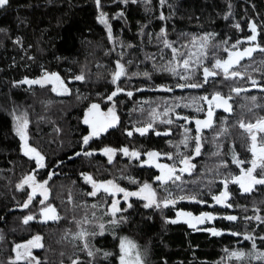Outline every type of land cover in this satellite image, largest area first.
<instances>
[{
  "label": "trees",
  "instance_id": "16d2710c",
  "mask_svg": "<svg viewBox=\"0 0 264 264\" xmlns=\"http://www.w3.org/2000/svg\"><path fill=\"white\" fill-rule=\"evenodd\" d=\"M102 13L106 23L101 22ZM252 23L257 40L248 43ZM162 29L166 36L160 35ZM165 39L178 50L175 59ZM237 41L243 43L234 49ZM255 44L264 47V0H100L99 7L96 0H9L0 8V264H12L16 245L37 235L43 246L33 250V257L40 264H115L118 241L125 238L136 245L144 264H264L258 258L264 253V185L244 193L231 182L241 168L251 166L253 158L249 135L240 122L264 118V53L257 50L230 68L241 76L226 79L216 69L219 74L203 83L204 67L211 68L216 59L226 60L229 52ZM189 53L192 63L186 71L181 62ZM118 62L125 74L113 84ZM170 67L189 79L166 70ZM49 73L63 80L68 93L56 94L46 83H23ZM188 83L203 86H177ZM117 87L123 91L109 100ZM233 88L241 91L237 94ZM216 93L230 97V112L215 107L216 102L209 105ZM93 104L104 111L113 109L118 119L113 129L83 149L90 145L114 149L115 160L110 163L100 154L81 152L72 158L75 145L79 149L86 136L83 121L90 120L87 109ZM210 107L211 126L196 133L191 122L206 120ZM19 119L27 121V144L44 156V168L22 151L14 131ZM149 122L153 127L147 133L136 131ZM198 134L201 150L196 155L194 137ZM123 137L129 152L145 157L147 152L159 153V161L174 167L179 179L156 182L153 176L158 168H138L133 161L122 166L117 159ZM234 156L248 163L238 166ZM184 157L194 167L181 172ZM52 167L55 173L46 169ZM27 175H35L37 182L47 181V197L59 219L24 223L27 216L37 217L39 206L35 198L23 207L28 201L27 185L23 189L17 185ZM85 175L96 182L113 181L126 191L148 183L158 203L165 198L175 203L146 208L140 199L131 197L121 203V211L108 214L104 207L110 197H86ZM225 180L229 181L225 203L232 207L213 199L225 190ZM177 212L210 213L215 218L193 228L187 222L190 217L184 215L171 223ZM229 215L237 219L223 218ZM256 216L261 220L246 219ZM211 229L222 234L214 236ZM82 231L87 233L83 238L79 236ZM233 251L245 256L230 258Z\"/></svg>",
  "mask_w": 264,
  "mask_h": 264
},
{
  "label": "snow or ice",
  "instance_id": "6c2138e0",
  "mask_svg": "<svg viewBox=\"0 0 264 264\" xmlns=\"http://www.w3.org/2000/svg\"><path fill=\"white\" fill-rule=\"evenodd\" d=\"M125 3L128 2V0H124ZM132 2H136V0H132ZM161 3H164V0H161ZM9 4V0H0V8L5 7L6 5ZM96 4L99 7L100 5V0H96ZM122 15V13H121ZM164 17L161 16V19H163ZM101 22L102 23H106V19L104 17V14H101ZM237 28H239V25H236ZM250 30L252 35H250L249 37L246 38L248 43H253L257 40V28L256 25L254 23L249 25ZM161 36H166V32L162 29ZM109 38L111 39V28L109 27ZM205 40L207 38H204ZM240 43H243V41H237L236 44H234L232 47L235 49L237 48V45H239ZM164 44L166 47L172 48V52H173V57L174 59L177 56L178 50L176 48H173L171 44L168 43V41L165 39L164 40ZM203 47V45H202ZM259 50L260 52L264 53V47H261L259 44H255L253 47H246L243 50H238L235 52H229V58L226 60H221V59H216L215 63L212 65L211 68L209 67H204L203 68V83H208L209 78L210 77H215L216 75H218L219 73L216 71V69H221L225 78H235L237 76H241V73L237 72V71H230V68H232L234 65L239 64L240 60L244 59L245 57H252V54ZM225 51L227 52L228 49H225ZM180 56L185 55L184 53H180ZM193 54L189 53L188 54V58L183 59L181 62V66L187 71L190 68V64L192 63L191 60V56ZM202 55H206V54H202ZM197 62H199V57L197 58ZM117 69H119L118 71L115 72V74L113 75V80L112 82L115 84L122 75L125 74L123 66L121 64H119V62L117 63ZM168 71H171L173 74L175 75H179L181 79L184 80H188L189 77L186 75H182L181 73L177 72L176 67H170L168 69H166ZM145 75L147 76L148 74L145 73ZM75 79L77 80H82L83 76H77L75 77ZM51 82V81H56L59 83L60 88L63 90V93H68V88L64 85V82L60 79V77L55 74H46L45 77L42 80H25L23 81V83H28V84H41L43 85L44 82ZM252 85L253 87H257L258 84L255 80H252ZM180 88H185V87H190V88H197V87H202L203 84H198V83H188V84H179L177 85ZM53 91H57V89L54 87L52 89ZM166 91H170L171 89H163ZM264 90V89H262ZM123 89L117 87L115 91L112 92V94L108 97L109 100H112V98L116 95H118L120 92H122ZM232 91L236 92L237 94H239V92L241 91V89L239 88H233ZM127 95L131 96L132 93L128 92ZM204 100H208L207 97H203ZM230 99V97L225 98L223 96H221L219 93H216L213 97L212 100L208 101L209 105L211 106L213 104V102L215 103V107L220 108L223 107V109L225 111H231V105H229L228 100ZM253 100H255V97H252ZM97 110L99 109V105L97 104H93L91 106V109L89 110L90 112L92 110ZM199 110V109H198ZM109 117L105 118V120L103 121H98V120H89L87 117L84 120L85 124H91L92 127V132L90 134V136H85L83 139V143L85 145L88 144L89 140L93 137V136H98L102 131H106L108 127L112 126V121H116L118 118L115 116V112L113 109H109ZM212 117H213V112L211 110V107L209 108L208 112H207V119L204 121L201 120H196L195 123L197 125V133L200 132L201 130V126L203 127H210L211 123H212ZM183 119H185L186 121L188 120L187 117H183ZM166 123H172L171 120L166 121ZM27 126V121L23 120L21 122V126H19L17 128V133L20 135L21 140L25 141L24 143V148H25V155H30L31 157H33L35 159L36 165L38 168H44L45 164H44V156L41 155L35 148H32L30 146H28L27 144V140H26V135L24 132V128H26ZM153 127L152 123L149 122L147 124L146 127L143 128H137L136 131H138L141 135H144L145 133H147L149 131V129H151ZM240 127L245 129V131L248 133L249 138H250V146H249V151L252 153V160L250 161L251 166L248 167L247 169L241 168V174L239 176H235L233 178H231V182L234 184H238L239 187L243 190L244 193H250L254 190L256 185H264V118L258 119L255 123H247L245 124L243 121L240 122ZM187 131V130H186ZM157 135H161V133L157 132ZM165 135H167L168 133H163ZM128 135H132L131 132L128 133ZM187 137L184 141V143L186 144L187 142ZM200 135L198 134L196 137H194L195 140V154L199 155L200 154V150H201V143H200ZM104 153L106 155H109L110 153H113L115 150L111 149V148H105ZM120 151H122L125 155L131 156V157H135V158H139V156L141 155V153L136 152V151H132L129 152V150L127 148H123ZM92 153H85V155H91ZM77 155H79V153H77ZM146 155L148 156L149 160L147 162H153L154 158L159 157V153L156 152H147ZM169 159H171L172 157L169 155L168 157ZM112 157L111 155H109V161H111ZM233 162L236 163L238 166L243 165L244 163H248L246 161H241L238 158H236L234 156L233 158ZM181 164L185 165V168L180 169L181 172L187 171L190 167H194V165L190 164V158L189 157H184L183 159H181L180 161ZM156 167L161 169V175L158 176L156 179L157 180H163V181H167L168 179H172L175 173V169L174 167H170L168 165H161V164H156ZM226 166V165H225ZM257 169H259V172H257ZM167 170V171H165ZM49 178H51V174L49 176ZM86 181L90 182L92 184L93 187V191L91 193H89V195L95 196L97 195V193L101 190H103L105 193H108L110 195H115L116 193H123L125 200H127L128 197L130 196H137L140 197L142 199L147 200V203H145L144 207H152L155 206L157 208H159L161 206V203L163 204L164 207H167L169 204H174L175 201L169 198H165L162 202L158 203L156 200V194L154 192V190H152L151 185H149L148 183H144L143 186L140 188V190L138 192H129L126 191L125 189L119 187L118 185L114 184L113 181H107V182H96L93 180V178L91 176H86L85 177ZM175 179H179V176H175ZM228 180L223 181L224 184V188L225 191L221 192L219 195H216L213 197V199L216 201L217 204H221L225 207H232L231 204H226L225 201L229 199V193L227 191V187H228ZM46 184L47 181H43V182H37L35 175H27L24 177L23 181L21 184L17 185V187L19 189H23L25 187V185L29 186L32 188V194L28 196V201L23 205L24 208H27L29 206V204L32 202L33 197L36 194L37 189H41L42 192L41 194L44 196V199L40 201L41 204L44 203L45 200H47V189H46ZM145 193H147V195H144ZM180 199H184V197H180ZM192 199H195L194 197ZM119 204L118 200H114L112 203V215H115L116 212L121 211V209H119L117 207V205ZM131 206V205H129ZM48 213H52L51 216L48 215ZM56 210L55 208L48 206L43 210L42 215H44L45 221L47 222V220L52 219V220H56L59 219V217L55 214ZM179 215H184L187 217H190V219L187 221L189 223L190 227L195 228L196 224H202L205 223L206 221H210L213 220L215 217L210 214V213H202L200 216H192L191 213H178ZM224 219H227L229 221H235L237 219L236 216H226L223 217ZM35 219V217L33 216H27L24 219V223H28L29 221ZM246 219H256V220H261L260 216H256V217H246ZM192 221H195V223H192ZM171 223H177V220H172L170 221ZM264 222V221H262ZM112 223H116L115 220L112 221ZM100 228L103 230L104 225L101 224ZM211 234L214 236H218L221 235L222 233L215 230V229H211ZM232 235L236 236V235H240L239 233L233 232L231 233ZM87 235L86 232L82 231L79 236L81 238L85 237ZM41 237L39 235L35 236L32 238V240L28 241L27 244H17L16 245V249H24V252L21 253L20 251H17L16 253V258L15 261L12 262V264H16V261H20V260H26L27 264H32V261H35V264H40L39 260H36L35 257H32L30 248L31 247H42L43 245L40 243L41 241ZM244 239H252L251 236H245ZM261 239H264V237H261ZM255 246V245H253ZM85 247H87V243H85ZM136 248V245L134 243H132L131 241H128L126 238L122 239L120 242V252L121 255L119 257L120 260V264H144L143 259L141 258V255L139 252H135L134 253V249ZM89 255H92V252L88 253ZM105 255H108V253H105ZM245 256V253L243 252H239V251H233L230 253V258H235V259H242ZM259 259H264V253L260 254V256H258ZM73 264H78L77 261H73Z\"/></svg>",
  "mask_w": 264,
  "mask_h": 264
},
{
  "label": "flooded vegetation",
  "instance_id": "af4514ba",
  "mask_svg": "<svg viewBox=\"0 0 264 264\" xmlns=\"http://www.w3.org/2000/svg\"><path fill=\"white\" fill-rule=\"evenodd\" d=\"M144 89H145V88H144ZM144 89H143V90H144ZM140 90H141V89H139V90H137V91H140ZM90 109H91V108H90ZM90 109H87V111L89 112ZM102 111H104V110L98 109V112H97V110H94V109H93V110L89 113V114H90V116H89V117H90V120L93 119V120L103 121V120H105V118L110 119V117H109V110H106L105 113H103ZM195 121H196V120H194V121L191 122L193 126H194V122H195ZM83 124L86 126V136H90V134H91V132H92L91 124H85L84 121H83ZM113 126H114V121H112V126L108 127L106 131H102L98 136H93V137L89 140V144H91V143L93 142L92 140L97 139L101 134H104V133H106L107 131H110L111 129H113ZM123 133H124V135L126 134V133H125V130L123 131ZM196 133H197V132H196ZM91 141H92V142H91ZM124 141H125V137H123V138H122V141L120 142L121 144H120V146H119V158L117 159L119 162L121 161L120 164H121L122 166L126 167V162H130V161L137 162V163H138V168H142V169H147L148 167H150V168L153 167V168H156V169H157L158 167L155 166L157 163L162 165L161 161H159V160H160V157L154 158L153 162H147V161L149 160V158H148L147 155H146V157H145L144 155H140L139 158H135V157H131V156L125 155L122 151H120L121 149L125 148V147H124ZM96 144H97V141H94L93 145H96ZM79 145H81V146L79 147V149H78L77 144L75 145V147H76V149H77V152H74V153H73L72 158H74L75 155H76L77 153L84 152V153H92L91 155H97V154H100L101 156H103V157L105 158V160H106L107 163L113 162V161L115 160V155H116L115 152H113L112 159H111V161H109V159L106 157V154H105L104 151H103L105 148H109V147H103L102 149H100V148L97 149V148H95L94 146H91V145H90L91 148H90V149H87V150L85 151V150L83 149V147L85 146V144L83 143V140L81 141V143H80ZM111 149H112V148H111ZM23 151H25V149H24ZM146 163H149L150 165L147 166ZM46 169L51 170V171L54 172L55 167H52V168H50V169H49V168H46ZM156 169H155V170H156ZM174 169H175V168H174ZM165 171H167V170H165ZM178 171H179V170H178ZM54 173H55V172H54ZM178 173H179V172H178ZM178 173L175 172L173 178H175V176H178ZM50 174L52 175V173H50V172L47 173V176H50ZM160 174H161V169L158 168V169L156 170V172H155V175L153 176V178L155 179L156 182H164V181H162V180H157V179H156L158 176H160ZM168 180H170V179H168ZM97 182L100 183V182H104V181H97ZM38 191H39V189H37L36 194H35V196L33 197V199L36 198V199L38 200V202H37L36 204L39 205L38 208H37V217H36L35 219H33V221H37V222H39V223H41V224H47V223L54 222L55 220H52V219H49V220H47V222H44V221H45V218H44V215H42L43 210H44L46 207H48V206H51V207L55 208V210H56V207H55V206L53 205V203L49 200V198H47V200H45L44 203L41 204V203L39 202V198H42V197L39 195ZM92 191H93V187H92V185H89L88 188H87V192H88V194H87L86 197H88V198H90V199H94V200H97V199L100 198V197H103V198H105V197L107 198L108 196L110 197L109 199H107L106 205H105V207H104L105 210L108 209L109 204L113 203V201H114L115 199H117L118 197L120 198V197H121V194H122V193H116L115 195H110V194H108V193H105L103 190H101V191H99V192L97 193V195H95V196L89 195V193H91ZM27 193H28V196L32 194V188L29 187V186H27ZM117 195H118V197H117ZM43 199H44V198H42V200H43ZM123 202H125V201L119 200V204L117 205V207H118V208L121 207V203H123ZM182 211H183V210H182ZM178 213H180V212L175 213V215H174L173 217L170 218V221L180 219L181 216H180V215L178 216ZM55 214L57 215V211H56ZM48 215L51 216L52 213H48Z\"/></svg>",
  "mask_w": 264,
  "mask_h": 264
},
{
  "label": "rangeland",
  "instance_id": "374dc122",
  "mask_svg": "<svg viewBox=\"0 0 264 264\" xmlns=\"http://www.w3.org/2000/svg\"><path fill=\"white\" fill-rule=\"evenodd\" d=\"M50 74H52V73H49V75ZM45 75L46 74H44L41 78H40V80H42L44 77H45ZM63 81V80H62ZM44 83H46V84H48L49 86H50V88H51V90L55 87L56 89H57V91H53L54 93H56V94H63V90L60 88V85H59V83L58 82H56V81H51V82H48V81H46V82H44ZM64 85H65V83H64ZM66 86V85H65ZM67 87V86H66ZM103 113H105L106 111H102ZM85 116V115H84ZM23 120L21 119H19L16 123H15V126H14V131L17 133V128L19 127V126H21V122H22ZM24 132H25V135H26V130H25V128H24ZM18 134V133H17ZM18 136H19V139H20V145H21V149H22V151L25 149L24 148V143H25V141H23V140H21V138H20V135L18 134ZM109 155H111V157L113 156V153H110ZM109 155H106V157L109 159ZM162 165H164V164H162ZM161 175V174H160ZM86 176H88V175H85L84 176V179H85V177ZM86 180V179H85ZM88 182V181H87ZM88 184L89 185H92L90 182H88ZM144 184V183H143ZM143 184H139L138 186H136V188H134V189H131V190H127V191H129V192H138L139 190H140V188L143 186ZM46 189H47V196H48V192H49V189L46 187ZM153 190V189H152ZM223 191H225L224 189L222 190V192ZM41 192H42V190L41 189H39V191H38V193H39V195L42 197V198H44V196L41 194ZM155 192V191H154ZM144 195H147V193H145ZM131 197H133V198H137V199H140L141 201H142V203H143V205H145V203H147V200H145V199H142V198H140V197H137V196H130V197H128V198H131ZM42 198H39V202L42 200ZM128 198H127V200H128ZM115 200H122V201H127V200H125V198H124V195H123V193L121 194V197L119 198H117V199H115ZM106 213H108V214H112V203L111 204H109V206H108V209L106 210ZM30 240H32V238H30V239H28V240H26V241H24V242H21L20 244H27V242L28 241H30ZM120 242H121V240H119L118 241V246H117V249H118V254H117V257H116V259H115V264H120V260H119V257H120V255H121V252H120ZM38 247H31L30 248V251H31V254H32V257H33V250H36ZM17 251H20L21 253H23L24 252V249H16V247H15V249H14V257L16 258V253H17ZM136 252V250L134 249V253ZM14 258V259H15ZM21 261V260H20ZM35 261H32V264L34 263Z\"/></svg>",
  "mask_w": 264,
  "mask_h": 264
},
{
  "label": "water",
  "instance_id": "95a60500",
  "mask_svg": "<svg viewBox=\"0 0 264 264\" xmlns=\"http://www.w3.org/2000/svg\"><path fill=\"white\" fill-rule=\"evenodd\" d=\"M24 81V80H23ZM29 81H31V80H29ZM114 84V83H113ZM139 90V89H138ZM201 121H204V119L203 120H201ZM193 129L197 132V125H196V123L194 122V126H193ZM207 129V127H203V126H201V130H200V132L201 131H203V130H206Z\"/></svg>",
  "mask_w": 264,
  "mask_h": 264
}]
</instances>
